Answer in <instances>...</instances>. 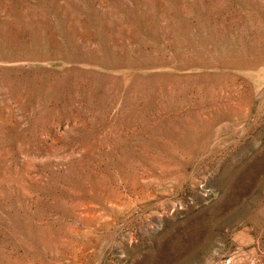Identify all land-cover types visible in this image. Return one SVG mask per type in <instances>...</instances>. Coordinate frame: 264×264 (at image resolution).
I'll return each instance as SVG.
<instances>
[{"label":"rangeland","instance_id":"obj_1","mask_svg":"<svg viewBox=\"0 0 264 264\" xmlns=\"http://www.w3.org/2000/svg\"><path fill=\"white\" fill-rule=\"evenodd\" d=\"M0 264H264V0H0Z\"/></svg>","mask_w":264,"mask_h":264}]
</instances>
